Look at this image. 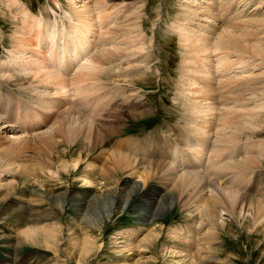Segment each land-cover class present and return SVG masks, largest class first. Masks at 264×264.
I'll use <instances>...</instances> for the list:
<instances>
[{"label": "bare ground", "instance_id": "bare-ground-1", "mask_svg": "<svg viewBox=\"0 0 264 264\" xmlns=\"http://www.w3.org/2000/svg\"><path fill=\"white\" fill-rule=\"evenodd\" d=\"M226 1L203 0V2H206V5L203 6L200 1L182 0L178 4L179 12L170 25L171 31L177 33L180 37V39H178L181 47L180 55L182 56V73L181 76H179L180 80L177 84L178 89L174 100L177 103L183 101L184 106L189 112L186 114L187 119L185 126H179L177 129L173 127L182 135L181 140L185 139V142L180 146L178 144V146H174V144L172 147L171 145L170 154H168L169 156L167 158L169 160L168 162H154L150 157H147L148 162L145 160L142 161L143 165H146L145 169L149 175L154 174V172H159L160 174L162 171V175L166 178L167 182L170 183L167 184V186L165 185L166 189L160 188V190H156L152 185L153 189L142 192L141 190L145 187L148 178L140 172L143 176L141 175L139 178L136 177L131 183H128L129 181L120 182L119 177L116 179L114 178L116 183L113 185L115 186H113L109 192H104L106 193L104 196L94 194L91 198H88L79 195L80 193L69 195L67 191L61 193V195L55 196L58 197L60 203L71 204L82 216L80 219L72 218L68 226H65L67 228L66 231L71 237L69 241H72V243L77 246L78 249H76V251H78V253L82 255L87 254L86 252L90 250L92 244L96 243L94 239L90 237V231H93L92 228H95L94 222L97 225L102 223V220L97 217L98 215L94 216V213L98 212V208L100 209L98 205H109L110 213L108 215L105 214V216L109 218L116 209L114 205L117 200L122 199L125 202H123L122 208H125L126 204L128 202L130 203L132 198L136 195H139L140 201L135 208H133L134 214H136V218L144 222L150 223L157 216L172 207L174 203L183 202L182 207L188 206L187 204H189V201L194 198V210L205 217L206 220H208L207 222L210 223L209 229L207 230V233H210L208 237L209 240L212 234L216 235L219 232L221 233L222 230H228V232L231 233L233 222L238 223L239 226H245L249 231H252L253 227L250 226L247 221H251L253 215L255 216V225H262L259 229H255L254 227L255 231H260L262 235H264V202L258 200V198H256L257 200L251 199L250 201H244L246 200L245 197L244 200L240 198L242 195L239 197V192L242 190L241 188L239 191L236 189L239 188L238 186L235 188V185L232 186V184H229V186L224 185V181H226L224 180L225 175H230V178H228L230 181H228L232 183L237 177L236 170H241L242 172L248 169L249 166H257L255 163H259L260 161H253L254 157L251 156V154L255 152L247 151L245 148H243L240 153H236L238 150L234 147V141L237 140H232L230 135L221 132L220 125V122H223L226 116L235 114V111L240 112L244 111V109L248 111L249 109L253 111L263 110L264 112V100L261 98L264 92V84L260 85V83L264 81V60L258 62L254 58L255 55L258 56V59L264 56V19L261 18L260 15V18H255L256 16L252 17L254 14L251 13L257 7L252 9V11L250 9V20L247 21V18H244L249 15L247 8L250 7V2L252 0H244L243 4H240L241 1L239 2L238 0ZM10 3L22 5L19 0H10ZM146 3L147 0H96V7L94 8L97 10L98 14L91 16L90 13L94 10V8H91L87 13L88 15L85 14L86 17H79L80 15L78 14L81 8L85 10L88 8L85 2L78 11L75 9L76 6L74 12H65L63 16L59 17H57L53 11L54 17H51V19H45V17L37 18V16L32 19L31 23H33V25L31 28L22 27L24 31L20 32L19 37H13V42L11 43L12 49L8 50L7 58L4 61L2 60V62L0 61V93L4 94L6 97L0 103V139L4 141V147H2L3 144L0 147V164L4 162L3 157L6 153L7 157L8 153L11 154V157L14 154L17 155L33 147L41 153L39 149H41L43 144L53 147L59 142L58 137L60 135H65L67 139L61 140H67V145H71V143H75L81 138L89 140L97 139L103 131L104 125H102V123L105 112H108L110 115L112 109L119 107V105L125 110H134L135 112L138 111L142 113V109L146 106L145 104L147 102L142 99L140 90H138L139 88H135L136 91L135 89L126 90V88H122V84L120 85L117 81L121 80L120 78L126 79L128 77L149 76L159 72V69H154L151 64L155 57V36H148L143 28L145 23L144 15L147 14ZM122 4H125L123 14L126 17L122 19L120 16L117 18L114 26H106V24H109L105 23L108 16L105 15L104 17L102 14L104 12L108 13L110 9L116 8ZM190 4H195L196 7H192ZM52 6L50 7L53 8ZM90 6H93V4ZM67 10L68 8L66 11ZM120 11L121 10L118 12ZM26 17H29V15L26 14ZM160 17L159 14H157L155 19L152 17L154 19V25L157 24ZM247 22L248 25L245 24ZM20 23L22 24V22ZM253 27L259 30L256 34L250 29ZM133 32L136 33L132 34ZM98 76L108 77V79L112 78V80L115 81L106 82L105 84H100L96 81L93 82V78ZM88 81L90 82L87 83ZM130 82L132 81L130 80ZM100 85L105 86V90L103 89L100 91L103 93L104 91L106 92L101 96L103 106L101 107L100 104L98 108H96L97 111L95 110L96 113L87 112L88 114L83 116L80 112L86 111L85 109L91 101L90 100L88 103V101H85L86 98L90 99V97H94L92 94L95 95L97 93V90L101 88ZM136 94L139 95V97H135ZM227 95H229V97H226ZM107 97L109 99L108 102L104 101ZM3 102H5V104H3ZM94 103L92 102L93 105L97 106V104ZM250 105H252L251 108ZM74 106H76V109L77 107L80 108L85 106L86 108H82L83 111L80 109L81 111L77 112L75 109L71 110ZM92 106L90 110L95 107ZM182 108L184 109V107ZM16 109H20V112H15ZM182 111L185 112L184 110ZM23 112H26L25 114H29L30 112V115H24ZM114 114L116 113L114 112ZM258 115L260 117L263 116L262 113H258ZM249 116L252 117V113L249 114ZM113 118L114 117H112V119ZM46 119H49V123H46V127L40 128L41 125L47 121ZM104 119H106V117ZM261 119L258 121L260 122ZM3 123L6 125H3ZM246 123L249 125L248 120H246ZM115 124L113 125L115 126ZM231 125L233 124H230V126ZM235 125L236 124H234V126ZM234 126L231 127L234 128ZM170 128L172 127L170 126ZM114 130L116 129L114 128ZM246 130L249 131V129ZM251 130L252 129H250V131ZM258 136L261 137V135ZM165 138L167 139V137ZM1 141L2 140H0V142ZM181 142H179V144ZM43 147L42 151L44 150ZM46 147L45 149L47 150ZM34 148L32 151L38 153L34 151ZM102 150L101 152L104 153L107 160L104 159L106 162L100 168H97L98 166L95 167L92 161L85 163L82 151L71 154L70 159L62 160L60 158L61 161L58 163L55 160H52L50 163L52 164L54 162L55 167L59 170L56 171L58 174L60 171L79 172L81 167H83L85 175L82 178V182L84 185L89 187L95 186V188L99 187L106 191V188L110 184L103 181V178H107V173L105 174L102 172V174H96V172L102 171V169L105 168L112 169V167L123 169L131 166L132 162L138 163V160L133 158L130 153V155H128L127 153L116 150L111 151L106 149V147ZM26 152L27 150L25 153ZM64 152L67 154V150L64 149ZM145 152H147V150ZM263 152L264 148L258 153L262 154ZM28 153L26 154L28 155ZM31 153L32 152H30V154ZM30 154L29 156L34 157V159L35 157L37 158V156L40 157L39 153L38 155L36 154L37 156ZM237 154H241V156L238 158V156H236ZM45 155L43 157H45ZM14 156L13 159L19 158V155L16 158H14ZM21 160L23 161V159ZM45 160L47 161L48 159ZM13 161L14 160H12V162ZM33 161L31 159V162ZM35 161L37 163V160ZM12 162L6 163L5 160L4 163L6 165L3 164L7 170L0 174V194L2 192L4 193L0 196L3 199L9 196L12 190L16 188V184L10 178L12 173L16 174L19 171L23 172V170L28 171V173H26L27 175H34L32 184L37 182L41 186L44 184L39 180L44 173L49 172L44 166V168L38 169L28 167V169L25 170L26 163L23 164V162L19 164V162L16 163V161ZM134 166L135 165H133V167ZM35 167L38 166L36 165ZM1 168L3 167L0 166V169ZM122 169L120 170L122 171ZM167 171L169 173H167ZM52 173L54 172L52 171ZM92 173H95L96 178L100 177L98 181H95L96 178L94 179L93 176L91 177ZM137 174L139 173L137 172ZM157 174L155 175L157 176ZM250 174L252 175V173ZM52 176H50V179H53ZM79 177L80 176L77 178ZM158 178H156V180ZM221 179L222 181H220ZM30 188H32V192L28 195V204L24 207L29 215V219L26 221L28 228L26 230L24 229L25 231L22 230L23 233L20 232L23 234L25 242L35 243L39 241V243L46 248L54 249L55 244L60 243H58V236L63 232L62 228L61 226L53 227L41 224L45 218L53 217L55 212L47 214L43 212L44 210L34 207L35 203L39 206V202L45 200V196L42 192H38L35 185L30 186ZM184 194L188 197L187 199H182ZM37 195L39 197H37ZM51 198H53V196L49 197V199ZM17 201H19V199L16 200L15 203ZM104 207L105 205L103 208ZM156 223L155 221L153 224L155 225ZM85 224H87L89 229L84 227ZM194 224L199 227L203 225L202 220L196 221ZM252 225L254 226V224ZM183 227L184 225H175L168 230L170 234L181 242H185V244L188 243L189 245L194 244V247H192L193 249H190L186 253L183 252L184 254L181 255L182 250L178 251L175 246H165L163 247L164 249L161 250L163 251V256L168 252L171 253L174 248L178 253L176 256H181V259H175V264H204V262L206 263L204 258L218 261V254H215L218 250V246L216 247L217 244L210 242L209 244L205 239L204 241L206 244L204 241L202 242L203 244H197L196 241H198L199 237H197V235L199 233L195 230L198 228H195L194 225V228L187 227L185 229ZM156 228L153 227L147 234L144 233L143 236L141 235L142 237L136 235V229H130L128 234L127 232L126 234L125 232L119 234H121L120 237L125 247L128 248L130 244L132 245L135 243L134 247L137 248L138 252L140 248L147 249L150 246L158 245V241L161 239L160 236L163 231V226H161V229L158 228L159 230ZM241 229H239V231H241ZM205 231L201 233L200 237L203 233L204 235H208ZM224 233H226V231ZM134 237L136 242L132 241ZM101 243L102 242H100V244ZM100 244L98 245L100 246ZM189 248L191 247L189 246ZM177 253L173 250L172 256ZM203 254L205 255L203 256ZM155 256H152L153 260L156 259ZM80 257L82 258L81 255ZM164 257L167 258L166 256ZM128 259L121 261V264H140L136 259V262L132 263L129 262ZM145 259H147V257ZM223 259H225V256ZM77 261L81 260L78 259ZM164 261L168 262V260ZM34 262L37 264V261L34 260Z\"/></svg>", "mask_w": 264, "mask_h": 264}, {"label": "rangeland", "instance_id": "rangeland-1", "mask_svg": "<svg viewBox=\"0 0 264 264\" xmlns=\"http://www.w3.org/2000/svg\"><path fill=\"white\" fill-rule=\"evenodd\" d=\"M19 1H21V4L23 5V7H22V5L20 6L17 3L16 4L10 3V0H0V61L1 62H2V60L4 61L7 58L8 50L12 49L11 43L13 42V37H16V36L19 37L20 32L24 31L22 28L23 26H25L27 28H31V26L33 25V23H31V21L34 17L38 16L37 18L45 17V19H47V18L51 19L50 17H54L53 11L55 12V15L57 17L63 16L65 12H74V8L76 6L77 7L75 9L78 11L81 8L82 4L85 2L88 5V8H86V10L81 8V11H79L78 15H80L79 17H86L85 14H87L91 8L96 7V0H54V1L53 0H19ZM68 1L72 2V3H69ZM181 1L182 0H147V3H146L147 14L144 15L145 23H144L143 28H144V32H146L148 36H152V35L155 36V43H156L155 57H154L155 59L153 58L151 64H152L154 69H159V72L157 73L159 75L154 74V75L142 76V77L136 76V77H130V78L128 77L126 79L120 78L121 80L117 81L120 83V85L122 84V88H126V90H132L135 88L136 89L139 88L138 90H140V94L142 96V99L145 102H147L145 104L146 106L142 109V113H140L138 111L135 112L134 110H131V111L125 110L121 107V105H119V107L112 109V113L110 115L108 114V112L107 113L105 112L104 118L106 117V119L103 118V123H102V125H104L103 131L100 133V136L97 139H92V140L90 139L89 140V139L81 138L78 141H76L75 143H71V145L70 144L67 145L68 144L67 140H61V139H67L65 137V135H60L61 137L60 136L58 137L59 142H57V144H55L53 146L54 148L51 146L49 147L46 144H43V146H44V147L42 146L43 149L45 151H47L48 153L45 152L44 150H43L44 151L43 152L42 147H41V149H39V151H41V153L38 152V150H36L33 147L34 151L38 152L41 158L39 156H37L38 153H34L32 151L33 148H31L30 150L26 149L27 150L26 153L29 152L28 155L25 153L26 150L22 151V153L20 152L17 155L14 154L15 156L12 155L11 156L12 158L10 157L11 154H9V153H8V157L6 155L7 153L4 155L3 160H4V162L6 160V163L7 162L11 163L12 160H14L13 162L16 161V163L19 162V164H22L24 162L23 164L26 163L25 164V170H27L28 167L29 168L34 167L36 169L45 167L46 170L48 169L49 172L44 173L42 175V177L39 178V180L44 183L42 186L38 182L32 184V180H34V175L33 174L27 175L26 173H28V171L23 170V172L19 171L16 174L12 173L10 178L16 184V188H14L12 190L13 194L11 193L9 196L5 197L6 199L5 198L3 199L1 197L4 194L3 192L0 194L1 195L0 196V264H36L34 262V260L37 261V264H121L122 263L121 261H123L124 259H128V258H129L128 259L129 262H131V263L136 262V260H137V262H140V264L141 263L142 264H170V263L175 264L176 260L181 259V256H176V255H178L177 250L178 251L182 250L181 255H183L184 253L188 252L190 249H193L192 247H194V244L193 245H189L188 243L185 244V242H181L179 239H176L175 236H173L172 234L169 233V230L171 229V227H174L175 225H178V226L184 225L183 228H185V229L187 227H191V228L197 227L198 229L195 230L196 232L199 233L197 235V237L199 236L198 241H196L197 244L202 243L204 241V239L208 243L210 242L213 244H217L216 247L218 246L219 248L217 247L218 250L216 249L217 252L215 254L216 255L218 254L217 255V257L219 258L218 261H216L214 259H212V260L208 259L207 260L206 258L203 257L206 261V263L204 262V264H217V263L218 264H264V259H263L264 258V249H263V247H264V237L263 236L264 235H262V233L260 231H255L256 228L259 229L262 227V225L257 224V223H256L257 225H255V216L254 215L251 217V221H247V223H249L250 226L253 227L252 231H249L245 226H242V225L239 226L238 223L233 222L231 233L228 232V230H222L223 233L219 232L216 235L212 234L211 239L209 240L208 237L210 236V233L209 232L207 233V230L209 229L210 223L207 222L208 220H206L205 217L201 216L200 214H198V212H196L194 210L195 209V207H194L195 201H193L194 198H192L191 201H189V204H187L188 206L182 207L183 202L182 203H174V205L172 207L168 208L167 211L163 212L162 214L157 216L154 220H152L149 223V222L141 221L140 219L135 217L136 214H134L135 212H134L133 208H135V206L140 201L139 195L138 196L136 195L134 198H132L131 202L130 203L128 202L126 204L125 208H122V204L124 201L122 199H119L120 201L117 200L116 204L114 205V207L116 206V209L112 212V214L109 216V218H107V216H105V214L108 215L110 213L109 205H107V204L98 205V206H100V209L98 208V212L100 211L102 214L100 212L99 213L96 212V213H94V216L98 215L97 217L102 220L101 221L102 223L100 225H97L94 222L95 228H92L93 231H90V237L93 238L96 243L92 244L90 250H88L86 252L87 254L82 255L81 253H78V251H76V249H78L77 246L75 244H73L72 241H69L71 239V237L69 236L70 234L66 231L67 228L65 227V226H68V224L70 223L69 221H71L72 218L73 219H80V217H82V216H81V214L78 213L76 208L71 206V204L60 203V201H58V197H55V196L61 195V193H64L66 191L68 192L69 195H74V194L80 193L79 195H83V196L88 197V198H91V196H93L94 194H97L99 196H104L106 194L104 192H109V190H111V188H113V186H115L113 184L116 183L115 179L117 177L120 178V182L129 181L128 183H131V182H133V180L136 177L139 178V176H141L142 174L146 175V177L148 178L146 181L145 187H143L141 190L142 192L147 191V190H151V189H153V187L156 190H160V188L166 189L165 185L167 186V184H170L167 182L166 178L162 175V171L160 172V174H159V172H154V174L149 175L147 170L145 169L146 165L145 164L143 165L142 161H144V160L147 161L148 160L147 157H150L152 160H154V162L160 161V162L164 163L165 161L166 162L169 161L167 158L169 156L168 154H170L169 152L171 150V148H170L171 146L169 147V145L171 143L165 138L164 135H166L167 133L168 134L171 133L170 135H172L173 137H176V138L179 137L181 139L182 135H180L176 131V129L179 128V126H185L186 125V119H187L186 114L189 113L187 111V108L184 106L183 101L177 103L174 100L176 93H177L176 91L178 89L177 84L179 83V80H180L179 76H181V73H182L181 72L182 56L180 55V53H181L180 52L181 47H180V41H179L180 37L177 33L171 31L170 25L174 21L177 13L179 12V5L178 4ZM194 1H200L203 4V6L206 5V2H203V0H194ZM207 1H209V0H207ZM222 1H226V0H222ZM238 1L239 2L241 1L240 4L244 3V0H238ZM260 1H262V2H260ZM77 3H79V4H77ZM250 3H251L250 7L247 8V12L249 15H248V17H244V18L245 19L247 18L246 20L248 21V20H250L249 16H251V14H254L252 17L256 16L255 18L261 17L264 19V0H252ZM49 4H50V6L53 5L52 6L53 8H51L49 6ZM92 4H93V6H90ZM124 5L125 4H122L116 8L110 9L108 13L104 12L102 14V16H104V17H105V15L108 16L105 23H109V24H106V26H114V23L116 22L117 18L120 16L122 19L126 17L123 14V10L125 8ZM190 5L192 7H196L195 4H190ZM64 7H65V9H64ZM255 7H257V8L254 9ZM67 8H68V10L66 11ZM176 9H178V10H176ZM250 9H251V11H252V9H254L252 13L250 12ZM119 10H121V11L118 12ZM83 11H84V14H83ZM26 14L29 15V17H26ZM97 14H98V12H97V10H95V8L90 13L91 16H94ZM157 14H159L161 17H160V20L157 22V24L154 25L153 22H154L155 17L157 16ZM259 15H260V17H259ZM261 15H263V16H261ZM19 20H21V21H19ZM20 22H22V24ZM245 24L248 25V22ZM250 29H252L254 34H256L259 31L255 27L250 28ZM12 32H14V33H12ZM135 33L136 32H133L132 34H135ZM29 39H31V38H29ZM254 58L258 62H260L261 60H264V56L259 57V59H258V56L255 55ZM135 65H138V64H135ZM94 78L92 81L93 82L96 81L97 83H100V84H105L106 82L108 83L111 81H115V80H112V78H110L111 79L110 80V79H108V77H104V76H101V77L98 76V77H94ZM102 80H103V82H102ZM130 80L132 82H130ZM89 82L90 81H88L87 83H89ZM261 84H264V81L262 83H260V85ZM106 88H107V86H106ZM103 89L105 90V86H101V88L97 90V93L95 95L92 94V96H97V95L102 96L104 93H106L105 91H104V93L102 91H100ZM136 89H135V91H136ZM135 97H139V95L136 94ZM226 97H229V95H227ZM261 98H263L262 100H264V92H263V95ZM90 99L86 98V100L85 99L84 100L88 101V103H89ZM107 99H108V97L104 101L108 102L109 99L108 100ZM98 103H99V101L98 102L96 101L94 104H98ZM102 103L103 102H101V107L103 106ZM3 104H5V102H3ZM92 105L93 104L90 101V104L88 105L90 108L88 106L86 108V106H85V107H80V108L77 107V109H76L75 108L76 106H74L73 108H71V110L75 109V111L77 110V112H80L81 110L83 111V109L86 108L85 109L86 111L80 112L83 116H86L90 112L96 113L97 109H95L96 111L90 110ZM93 106H95V105H93ZM182 107H184V109ZM251 107H252V105H250V108ZM246 109H248V108H246ZM67 110H69V109H67ZM182 110H184L185 112H183ZM114 112L116 114H114ZM251 113H252V117L249 116V114H251ZM258 113H262L263 116L260 117L258 115ZM112 117H114L113 118L114 120L112 119ZM122 117H123V119H122ZM260 119H261V121L259 122L258 120H260ZM246 120L249 121V125L246 123ZM262 121L264 122L263 110L253 111V110L248 109V111H245V109H244V111H240V112L235 111V114H229L228 116L225 117V120L223 122H220L221 132L227 133L228 135H230L232 140H237V141H234L235 142L234 147L236 150H238L236 153H238V152L240 153V151L243 148H245L247 151H251L253 153L255 152L254 153L255 155L251 154V156H253L254 159H256V160H254L252 158L253 161H258V162L260 161L259 162L260 164L255 163V164H257V166L251 164L253 167L249 166L248 169L243 170L242 172H241V170L240 171L236 170V176L237 177H236L235 181L232 183H230L229 182L230 180L228 179V178H230V175L224 176L225 177L224 180H226V181H224L225 186H227V185L229 186V184L230 185L232 184V186L235 185L234 186L235 188L237 186L239 187V188H236L237 190L240 191V188L242 189L239 192L240 193L239 197L242 195L240 197L242 200H244L246 198V200H244V201H247V200L250 201L251 199L257 200L256 198H258V200H261L262 202H264V152L262 154L258 153L262 148H264V127H263L264 123ZM47 122L49 123V119L47 120ZM47 122L45 121V123H44L45 125L42 124L40 128L46 127ZM115 123H117V124H115ZM257 123H258V125H257ZM9 124H13V123H9ZM106 124H108V125H106ZM113 124H115V126ZM230 124H233L231 126H234V124H236L235 126H237V127L234 126V128H232L230 126ZM244 124H245V126H244ZM3 125H6V124L3 123ZM12 126H15V125H12ZM170 126L173 129L170 128ZM173 126L176 127V129ZM243 127H244V129H243ZM114 128L116 130H114ZM246 129H249V131ZM250 129H252V130L250 131ZM238 131H239V133H238ZM113 132H115V133H113ZM233 133H234V136H233ZM146 134H149V136L147 138H145ZM236 134H238L239 137ZM258 135H261V137H259ZM248 139L251 141V143ZM0 140H2L0 142L1 143L0 147L2 146V144H3L2 147H4L3 139H0ZM182 140H181L182 142L180 141L181 142L180 144H179V142L173 143L172 147L174 144H175L174 146L182 145V143L185 142L184 141L185 139H182ZM108 143H109V145H108ZM45 147L47 148V150L45 149ZM105 147H106V149L111 150V151L116 150V151L127 153L128 155L131 154V156H133V158L138 160V163H134L131 160L132 165L129 167L123 168V169L117 168V167H112V169L111 168L110 169L105 168V169H102V171L96 172V174H100V173L102 174V172L105 174L107 173L106 174L107 178H103V181H106V183H109L112 186L109 185L110 187L108 186L106 188V191H104V189H101L99 187L95 188V186L89 187V186L84 185V183L82 182V178L85 175L83 167H81L79 172H74V171L62 172V171H60V173L58 174V173H56V171H59V170L55 167L54 162L52 164L50 163L52 160L53 161L55 160L58 163L59 161H61V159L62 160L63 159H70L71 154H74L75 152L78 153L79 151H82V153L84 155L85 163L92 161L94 163L95 167L98 166L97 168H100L105 164V162L107 160L104 153L101 152V151H103L102 149ZM141 147H143L144 151L141 149ZM51 148H53V149H51ZM64 149L67 150V154L64 152ZM145 149L147 150L148 153L145 152L146 151ZM168 149H169V151H168ZM148 150H151V151H148ZM50 151H52V152H50ZM30 152H32V153L30 154ZM50 153H51V155H50ZM29 154L30 155L33 154L34 156H37V158L35 157V159H34V157L29 156ZM44 155H45V157H43ZM13 156H14V158H16L17 156L19 158L13 159ZM236 156H238V158H239L241 156V154H237ZM20 158L23 159V161ZM25 158H27V159H25ZM43 158L48 159V160L46 161ZM31 159H32V161L33 160L34 161L31 162ZM104 159H106V160H104ZM35 160H37V163ZM101 162H103V163H101ZM3 163L0 164V166L5 168L6 164L4 163L5 164L4 165ZM40 163H42V164H40ZM38 164H40V165H38ZM2 165H4V166H2ZM26 165H27V167H26ZM34 165L35 166L37 165L38 167H35ZM133 165H135V166L133 167ZM3 168L0 169V171H1L0 174L2 172H5V170H7L6 168L5 169H3ZM120 169H122V171ZM52 171L54 173H52ZM137 172L139 174H137ZM81 173H83V174H81ZM157 173L161 176H159ZM167 173H169V172L167 171ZM250 173H252V175ZM155 174H157V176L159 178ZM32 176H33V178H32ZM50 176H52L54 180L50 179ZM78 176H80L79 177L80 179L77 178ZM92 176L94 179L96 178L95 173H92L91 177ZM121 177H122V179H121ZM99 178H96L95 181H98ZM156 178H158V179L156 180ZM164 179H165L166 183L164 182ZM220 181H222V179ZM24 183H26V184H24ZM32 185H35V187H37V189H38V192H42V194L45 196V200L40 201L39 206H38V204L35 203L34 207H37V208H40L41 210H44L43 212L47 213V214L55 212L53 217L45 218L43 220V222H41V224L49 225V226H53V227L61 226V228H62L63 232L61 234H59V236H58V243L59 242L60 243L59 244L56 243L54 249L46 248L44 245L40 244L39 241H36L35 243L24 241V237H23L22 233H23V231H25L28 228V224L26 223V221L29 219L28 218L29 215L25 211L24 207L28 204L27 203L28 202L27 197L32 192V188H30V186H32ZM152 185H153V187H152ZM149 186H151V187H149ZM26 193H28V194H26ZM185 195L186 194L183 195L182 199L188 198ZM51 196H53V198L49 199V197H51ZM37 197H39V196L37 195ZM18 199H19V201L16 202L17 203V205H16L15 201ZM22 200H24V201H22ZM5 203H6V205H5ZM19 203H20V205H19ZM104 205H105V207L103 208ZM60 207H62V208H60ZM184 210H185V212H184ZM128 211H129V213H128ZM23 212H24V214H23ZM193 212H196V213H193ZM253 214H254V212H253ZM184 215H186V216H184ZM201 220H202L203 225H201L200 227L198 225L196 226L194 224V222L201 221ZM155 221L157 223L154 225L153 223H155ZM252 221H254V222H252ZM165 223H167V224H165ZM38 224H40V223H38ZM51 224H54V225H51ZM252 224H254V226ZM147 225L149 228L147 227ZM193 225H194V227H193ZM161 226H163V231H162L161 236H160L161 239H159L160 241H158V245L150 246L147 249L140 248L138 252H137V248L134 247L135 243L132 244L133 248H132L131 244L128 246V248L125 247V244H124V242H122L123 240L120 237L121 234H119V233H124V232H125V234H126V232L128 234L130 229L131 230L136 229V235H138V237H139L141 235L143 236L144 233L147 234L149 232V230H152L153 227H155V228L157 227L156 229L159 230L158 228L161 229ZM84 227H87V224H85ZM235 227H236V229H235ZM254 227H255V229H254ZM239 229H241V231H239ZM203 231H205V233H207L208 235H206V234L204 235V233H203L202 234L203 238H202V236L200 237V235ZM225 231H226V233H224ZM94 236H95V238H94ZM164 236H166V237H164ZM135 237L132 240L134 242H136ZM177 238H181V237H177ZM199 238H202V239H199ZM137 240H138V238H137ZM19 241H21V242H19ZM99 241L102 243L100 244ZM164 241H166V242H164ZM205 241H204V243H205ZM97 243L100 244V246ZM117 246H119V247H117ZM165 246H175V248H177V250H175L173 248L171 253L168 252L167 254L164 255L167 257V258H165L162 255L163 251H161L164 249L163 247H165ZM189 246L191 248H189ZM91 249H93V250H91ZM96 249H98V250H96ZM173 250L176 251L177 254L172 256ZM72 252H73V254H72ZM136 252L138 255L136 254ZM80 255L82 256V258L80 257ZM133 255H135V256H133ZM204 255L205 254H203V256ZM119 256H121V257H119ZM126 256H129V257H126ZM150 256H151V258H150ZM152 256L153 257L155 256L156 259L153 260ZM224 256H225V259H223ZM142 257H144V258H142ZM146 257H147V259H145ZM78 259H80L82 261V263H81V261H77ZM119 259H122V260H119ZM118 260L120 263L118 262ZM164 260H168V262L164 261ZM170 260H172V261H170ZM230 262H232V263H230Z\"/></svg>", "mask_w": 264, "mask_h": 264}]
</instances>
